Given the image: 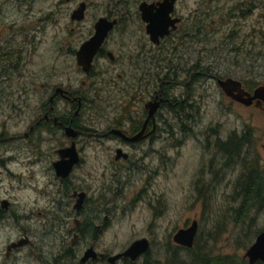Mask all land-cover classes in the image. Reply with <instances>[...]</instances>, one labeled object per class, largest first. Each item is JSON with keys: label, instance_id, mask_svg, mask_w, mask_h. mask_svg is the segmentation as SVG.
Listing matches in <instances>:
<instances>
[{"label": "rangeland", "instance_id": "1", "mask_svg": "<svg viewBox=\"0 0 264 264\" xmlns=\"http://www.w3.org/2000/svg\"><path fill=\"white\" fill-rule=\"evenodd\" d=\"M81 1L0 0V42L14 44L17 47L13 48L21 49L22 53L17 73L0 82V264H38L51 260L59 252L58 238L62 240V264H78L83 250L92 247L86 244L92 241L90 233L78 243L75 239V201L65 194V189L72 193L75 188L95 185L93 173L110 159L109 151L103 149L102 154H96L92 146L83 149V163L76 162L65 176L66 181H62L59 205L56 199L60 197L61 176L56 174L52 163L58 158L56 149L62 141L66 144L70 141L60 130L39 128L38 131L45 132L34 141L22 135L40 113L47 99V88H53L61 77L62 85L68 87L69 75L77 70L74 49L88 37L95 18L107 11L123 12L127 7L135 12L139 0H84L88 2L84 18H72V11ZM252 2L254 6L250 10ZM178 10L188 13L195 37L189 50L183 51L185 57L203 62L212 73L240 78L244 85L246 81L251 85H245L249 90L264 83V0H179ZM136 19L135 15L125 19L131 23L129 27L112 32L110 41L136 43ZM196 28L201 32L195 33ZM212 47L218 48L212 51ZM77 76L70 85L81 89V93L87 87L89 93L92 85L82 84L79 81L82 76ZM199 76L193 90L195 112H200L197 122L213 124L225 133L238 128L249 130L253 153L248 158L257 157L264 173V110L231 100L213 78ZM104 104L98 101L88 106L90 109L82 110L83 121L104 127L107 117L101 113L108 112ZM58 107L71 108V105L60 100ZM192 146L185 143L179 152L164 146L169 154L163 155L161 174L138 170L127 179L124 187L132 195L120 196L123 201L120 200L116 216L96 241L99 250L116 254L132 242L146 239L148 253L123 264H174L172 251L179 247L173 235L197 218L194 248L190 253L180 249L182 254L191 256L207 250L211 255L230 254L245 259L246 249L258 230H264V200L257 210H251L250 217L234 222L231 215L233 207L240 202L235 178L245 168L246 161L237 163L236 168L226 166V177L219 181L204 168L216 148L212 146L205 153ZM212 164L213 161L209 165ZM120 165L128 175V165ZM195 186L204 187L206 192H196ZM141 191L158 194L159 214L151 211L144 201L133 202ZM4 199L8 201L7 207L1 205ZM122 205H125L124 213ZM25 238L30 243L7 254L11 242ZM70 248L78 257L71 255Z\"/></svg>", "mask_w": 264, "mask_h": 264}, {"label": "flooded vegetation", "instance_id": "2", "mask_svg": "<svg viewBox=\"0 0 264 264\" xmlns=\"http://www.w3.org/2000/svg\"><path fill=\"white\" fill-rule=\"evenodd\" d=\"M161 1L139 0L135 12L127 7L123 12L107 11L97 16L92 23V30L88 37L93 34L95 22L100 16L116 21L102 44L97 48L90 66L88 69H84L83 63H78L76 50L79 48V44L74 49L76 74L69 75L68 87L62 85L61 77L53 88H47V99L43 101L40 113L31 122L28 130L22 134L34 141L45 132L38 131L39 128L49 131L60 130L69 141H72L64 130L66 126L72 127L77 131L76 136L73 137L79 152L77 164L83 163V149L86 147L92 146L96 154H102L103 149L109 151L110 159L99 165L93 173L97 180L95 185L92 184L90 187L82 189L75 188L72 193H67L65 189V194L75 201L74 222L76 228L73 231L75 239L78 243L87 233H90L92 241L86 244H90L96 253L95 257L80 262L84 252L89 248L86 247L78 258V264L133 262L129 258L121 257L115 263H110L108 257L113 254L99 250L96 241L116 216L115 211L122 203L120 196L132 195V192H128L127 188L124 187L127 179L130 180L138 170H146L148 174L153 173L155 175L163 172V155L164 153L169 154V152L164 151V146L179 152L178 150L185 143L189 145L192 143L193 148L205 150V153H209L210 148L213 149L212 146H214L216 149L212 159L204 168L207 167L206 173H214L215 178L219 181L226 177V166L236 168L237 163L241 164L243 160L246 161V163L244 162L245 168L235 178L236 194L240 198V202L242 175L246 174L249 168L251 169L256 164L258 168L257 184L260 180L262 181L260 193L263 192V194H261V200L258 197L252 200L249 209L257 210L264 200V173H260L261 169L258 167L257 157L255 159L248 158L253 153V149L249 146L251 143V138L248 136L250 131L245 128H238L225 133L213 124L197 122V116L200 115V112L197 111L196 113L194 108L195 81L200 78L199 75L201 74L208 75L216 81L215 77L218 74L212 73L203 62L193 61L185 57L183 51L189 50L193 41L195 42V37L190 30L188 13H181L178 10L179 0H174L171 12L172 16L180 17V21L176 22V27L169 33L160 36L156 43L150 39L147 32L148 20L143 17H145V13L156 12ZM84 2L86 11L88 2ZM140 2H144L142 5L144 8H142L143 16L142 10L139 9ZM253 6L254 2H252ZM134 15L138 22L135 23L137 27L135 29L138 32L136 43L122 44L118 40L111 42L112 32H115L119 27L128 28L131 23L125 19H132ZM131 29L133 28L131 27ZM13 47L17 46L0 42V82L13 77L19 70L20 58L22 57L21 49ZM60 52H62V47H60ZM77 74L79 77L82 76L79 80L82 84L90 83L92 85L89 93L87 87L81 93V89L79 91L70 85L77 80ZM64 83L66 84V82ZM60 100L63 101V104H70L71 108H59L58 102ZM98 101L104 102L103 108L108 110L106 113H101L103 117H107L104 127L85 122L81 118L82 110L84 112V110L90 109L91 107L88 106H92ZM260 109L264 110V108ZM93 122L98 123L96 120ZM82 137L85 139L81 140ZM68 144L66 141H62L59 148ZM200 155L202 158L201 153ZM212 161L214 164L209 165ZM117 162L128 165V175L121 170L122 166ZM117 173L122 174L119 176ZM59 180L60 197H57L56 203L60 205L63 196L62 181L65 182L66 177L61 176ZM257 186L254 192H256ZM195 188L196 192H206L204 187L195 186ZM80 192L83 194L80 195ZM138 193L139 198L138 196L134 197V203L136 200L144 201L151 211L155 212L156 210L158 212L157 193L147 192L143 194L142 191ZM138 193L134 194L138 195ZM240 202L237 205H241ZM122 206L124 213L125 205ZM190 222L184 226L189 225ZM53 239L55 240V238ZM57 241L60 242L57 255L51 260L45 259L43 261L40 258L43 262L38 261V264H62V257L64 256L62 254V240L58 238ZM27 243H30L29 238ZM69 250L71 255L78 257L77 253L74 254L73 249L70 248ZM147 253H143L139 257L145 256Z\"/></svg>", "mask_w": 264, "mask_h": 264}, {"label": "water", "instance_id": "3", "mask_svg": "<svg viewBox=\"0 0 264 264\" xmlns=\"http://www.w3.org/2000/svg\"><path fill=\"white\" fill-rule=\"evenodd\" d=\"M140 2L139 9L143 12V4ZM174 0H162L159 2V6L156 12L146 14L144 19L148 20L147 32L150 39L153 42H158L159 37L169 33L176 27V22L180 21V17L172 16ZM143 8V9H142ZM85 2L81 1L79 5L72 11L71 17L81 19L84 16ZM150 12V11H149ZM115 19L111 20L105 16H100L95 22V30L90 37L83 40L79 48L76 50V59L78 63H83L84 69H88L91 64L92 58L96 53L97 48L102 44L109 30L113 27ZM218 86L223 94L230 99L240 102L243 105L264 108V83L257 84L252 90H249L244 85V82L240 78L234 76H216L215 77ZM65 134L70 137L72 141L62 148L56 149L58 158L53 161L56 174L65 177L69 174L73 165L79 161V152L76 148L73 137L76 136L77 131L70 126L65 127ZM80 195L83 192L79 193ZM4 201V202H3ZM2 206L7 207L8 201L4 199ZM197 232V219H193L190 225L186 227H180L173 235V241L179 246L185 248H191L193 246L194 238ZM28 242V238L12 242L7 246V254L11 249L18 248ZM149 243L146 239H140L132 242L124 251L113 254L108 257L110 263H115L121 257L129 258L130 260H136L143 253L148 252ZM93 247H89L84 255L81 257L80 262H85L88 259L95 257ZM244 258L247 259L249 264H254L257 261L264 263V230L257 233L255 240L246 249Z\"/></svg>", "mask_w": 264, "mask_h": 264}, {"label": "trees", "instance_id": "4", "mask_svg": "<svg viewBox=\"0 0 264 264\" xmlns=\"http://www.w3.org/2000/svg\"><path fill=\"white\" fill-rule=\"evenodd\" d=\"M252 8V3L251 6H249L248 9L251 10ZM201 32L200 28H196L195 33ZM218 47H212V51H215ZM218 76H222L223 74L217 73ZM248 82V81H247ZM245 85L247 87H250L247 85L245 81ZM259 167V166H258ZM257 167L256 164L252 166V168L248 170V172L244 175H242V184H241V205H237L233 207V213L231 214L234 218V222L239 220V219H244L246 217H250V212L251 208L249 209V205L251 204L252 200L255 197H258L260 200L262 198L260 193L261 191V185L262 181L260 180L257 184ZM261 173V170H260ZM256 181V183H254ZM258 185V186H257ZM256 192H254V189L256 188ZM255 194V195H253ZM260 231V230H258ZM196 244V242H195ZM176 251H172V255L175 258V263L177 264H249L248 261L243 259L242 257H238L237 255H230V254H216V255H211L208 254L209 252L207 250L198 253H193L191 256H186L185 254H182V252L187 251L190 253V251L193 250L194 246L192 248H185L182 246H177ZM180 249H183V251H180ZM174 263V264H175ZM254 264H264L261 261H257Z\"/></svg>", "mask_w": 264, "mask_h": 264}]
</instances>
